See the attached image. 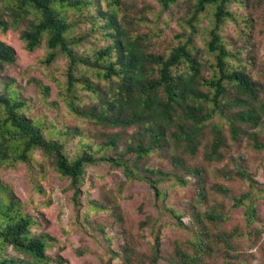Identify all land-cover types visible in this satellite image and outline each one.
<instances>
[{"label":"rangeland","instance_id":"1","mask_svg":"<svg viewBox=\"0 0 264 264\" xmlns=\"http://www.w3.org/2000/svg\"><path fill=\"white\" fill-rule=\"evenodd\" d=\"M95 1L107 8V0ZM193 3L176 0L164 8L160 0H118V17L128 35L139 36L151 50L164 54L192 31L202 74L208 77L215 61L206 46L209 30L215 26L214 7L198 14L191 27ZM225 5L227 14L217 32L230 52L228 61L243 67L257 84L264 112V0H229ZM96 9L90 6L91 12ZM67 13L75 42L71 46L78 56L94 60L95 48L105 42L100 30L91 27L85 11ZM0 40L15 52L13 64H0V94L14 89L25 102L24 115L46 134L59 138L69 158L79 154L83 144H89L98 156H114V151L122 150L134 128L121 132L114 150L105 141L107 134L119 129H99L66 104L72 99L76 105L88 106L94 99L78 79L74 93L68 90L65 55L57 52L53 61L45 63L49 51L45 42L28 52L18 30L0 31ZM73 74L101 88L107 85L95 66L78 63ZM213 122L221 126V156L207 159ZM247 129V134L232 139L226 119L214 116L203 129L196 153L180 154L182 164L172 159V149H157L141 158V167L130 176L108 161L88 165L75 199L70 180L40 150H34L27 161L10 158L3 163L0 179L34 218L32 232L54 238L46 249L48 264H153L156 234L160 249L155 264H175L179 249L194 252L198 233L207 246L200 264H264V114L260 124ZM144 176L155 181V188ZM248 207L253 211L250 222Z\"/></svg>","mask_w":264,"mask_h":264},{"label":"trees","instance_id":"2","mask_svg":"<svg viewBox=\"0 0 264 264\" xmlns=\"http://www.w3.org/2000/svg\"><path fill=\"white\" fill-rule=\"evenodd\" d=\"M176 0H160L168 8ZM103 9L95 0H2L0 31L18 30L24 48L36 50L44 41L49 50L44 60L50 63L57 52L69 60L68 90L74 93V80L82 81L91 92L93 102L79 106L72 99L68 107L88 118L99 129H119L107 134L105 145L117 150L118 140L129 128L132 136L114 156H98L89 144L69 158L59 138L46 134L43 129L22 112L25 102L17 98L16 91L0 94V167L12 158L27 161L34 150L50 157L55 170L70 180L74 199L79 194L84 168L99 161L121 166L124 173L132 175L141 167L139 160L157 149H172V159L182 164L180 154H195L201 143L204 127L214 116L225 118L230 137L238 140L247 128H255L262 121L263 108L258 103L259 88L245 69L232 65L218 24L227 14L229 0H194L188 23L193 27L197 15L208 6L214 7L215 26L209 30L207 50L214 54L211 76L202 74V62L197 57L192 31L186 40L179 41L166 54L151 50L139 36L128 35L119 21L118 0H107ZM94 4L96 10H90ZM67 10L85 11L91 27L99 29L104 44L95 48L94 60L78 56L71 46L69 33L72 27ZM13 48L0 40V64H13ZM78 63L95 66L97 75L107 85L101 88L85 78H76L74 66ZM180 66H182L180 68ZM74 99V96H72ZM80 134V131L74 129ZM68 133L67 130H65ZM213 139L205 158H219L223 143L221 126L211 125ZM147 172L154 170L142 166ZM200 173L198 168H194ZM243 175V172H239ZM155 188V181L144 176ZM157 194L159 191L156 189ZM201 195L202 191H200ZM240 203H243L238 198ZM246 210L247 220L253 211ZM34 218L23 210V203L11 187L0 179V264H48V243L54 238L48 233L32 232ZM193 241L194 252H177L175 264H200L207 246L198 233ZM153 264L159 257L160 240L156 234L153 242ZM10 250L11 252H9ZM246 264V263H240Z\"/></svg>","mask_w":264,"mask_h":264}]
</instances>
